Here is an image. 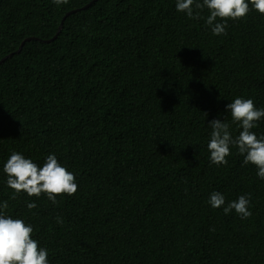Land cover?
Instances as JSON below:
<instances>
[{
    "label": "trees",
    "instance_id": "1",
    "mask_svg": "<svg viewBox=\"0 0 264 264\" xmlns=\"http://www.w3.org/2000/svg\"><path fill=\"white\" fill-rule=\"evenodd\" d=\"M175 5L0 0V60L25 40L0 64V203L50 264H264V180L236 147L227 165L207 149L210 121L242 131L236 97L264 108V15L213 35L207 8L189 19ZM14 151L41 167L55 154L78 191L17 195L3 172ZM214 191L225 206L250 194L252 215L213 208Z\"/></svg>",
    "mask_w": 264,
    "mask_h": 264
},
{
    "label": "clouds",
    "instance_id": "2",
    "mask_svg": "<svg viewBox=\"0 0 264 264\" xmlns=\"http://www.w3.org/2000/svg\"><path fill=\"white\" fill-rule=\"evenodd\" d=\"M53 3L67 4L68 0H53ZM175 7L178 12L186 13L189 19L204 18L201 13L207 8L209 15L205 22L213 35H227L229 20L243 19L253 10L264 15V0H176ZM218 19L222 22H217ZM226 109L232 122L238 124L242 131L233 138L228 122L220 119L210 121L211 133L207 143L210 163L227 165V157L236 147L244 157L243 163L254 165L258 169L257 176L264 180V135L257 136L252 131L264 118V108L256 107L250 98L236 97L226 105ZM3 172L7 175V186L17 195L26 193L29 197L38 198L46 194L50 201L57 203V196L73 195L78 191L75 174L68 171L55 154H49L41 167L14 151L4 164ZM250 202V194L241 195L227 206L225 196L218 191L212 192L209 198L213 208L223 207L225 215L235 210L242 219L252 215ZM36 206L35 203L27 204L29 210ZM8 207L7 201L0 203V264H50L48 249L39 247V242L32 238L33 226L6 214L4 210ZM57 223L62 224V218L58 217Z\"/></svg>",
    "mask_w": 264,
    "mask_h": 264
},
{
    "label": "water",
    "instance_id": "3",
    "mask_svg": "<svg viewBox=\"0 0 264 264\" xmlns=\"http://www.w3.org/2000/svg\"><path fill=\"white\" fill-rule=\"evenodd\" d=\"M94 1H97V0H94ZM90 5H91V4H88L87 6L83 7L81 10H84V9L88 8ZM77 11H79V10H74V11L68 13L66 16H68V15H70V14H72V13H75V12H77ZM66 16H65V17H66ZM65 17H64V18H65ZM63 21H64V20H62V23H61L60 27L58 28L56 34H55L52 38H50V39H48V40H45V41H47V42L52 41L53 39H55V38L59 35V33H60L61 29H62V26H63ZM32 38H34V39H38V37H28V38H26V40H30V39H32ZM24 42H25V40L22 41L21 45L18 47V49H17L16 51H14V53H11V54L7 55L6 57L2 58V59L0 60V64H1L2 62H4L7 58L11 57V56H12L13 54H15L16 52H19V51L22 49V46H23Z\"/></svg>",
    "mask_w": 264,
    "mask_h": 264
}]
</instances>
